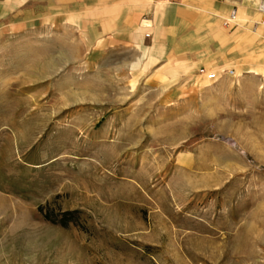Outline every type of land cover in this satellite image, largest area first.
<instances>
[{
    "label": "rangeland",
    "instance_id": "obj_1",
    "mask_svg": "<svg viewBox=\"0 0 264 264\" xmlns=\"http://www.w3.org/2000/svg\"><path fill=\"white\" fill-rule=\"evenodd\" d=\"M259 1L0 0V264H261Z\"/></svg>",
    "mask_w": 264,
    "mask_h": 264
},
{
    "label": "crops",
    "instance_id": "obj_2",
    "mask_svg": "<svg viewBox=\"0 0 264 264\" xmlns=\"http://www.w3.org/2000/svg\"><path fill=\"white\" fill-rule=\"evenodd\" d=\"M213 9H215L216 10V12L217 13H220L221 11V9L220 8H214V7H212ZM234 14V13H233ZM257 14H258V16H260L261 17V15H260V13L259 12H257ZM151 17H152V21H153V15H151ZM219 17L220 16H216V18H215V20L214 21H217L218 19H219ZM174 18V17H173ZM172 17L171 18H167V20H165L164 22H163V24H162V26L161 27H159V29H158V31H162L163 29H164V31H165V35L164 36H162V35H160L157 39H156V44L157 45H160V46H163V48H164V54H163V57H161L160 59H159V61H161V60H166V59H169V58H171L172 56H175V55H173V54H177V52H179V54H184V55H186L188 52H187V47H186V45H187V39H185V40H181L180 38H176L175 36H172V35H170V33L169 34H167V30H168V27H166V26H168V24H170V23H173V24H177L176 22H178V23H181V22H185V20H181V19H178V20H172L173 19ZM176 21V22H175ZM188 22V21H187ZM118 24L119 23H117V26H118ZM185 24V23H184ZM176 26V25H175ZM175 26H173V27H175ZM157 28L156 27H154V30H156ZM174 30H175V28H173ZM116 36H117V38H121V37H119L121 34H123V23L121 22L120 24H119V26L117 27V30H116ZM108 34V33H107ZM263 34V32L261 31V32H259V34H257L256 35V37L255 38H258L259 36L261 37V35ZM106 35V34H105ZM154 35H155V32L153 31L152 33H151V35L149 36V38H147V39H150V37H152V39H151V42H150V45L149 46H152L153 45V40H154ZM264 37V36H263ZM263 37H261V38H263ZM260 38V39H261ZM141 43H143V41L141 40ZM218 43V42H217ZM264 46V45H263ZM186 49H185V48ZM219 64H223L224 63V61L223 60H219Z\"/></svg>",
    "mask_w": 264,
    "mask_h": 264
},
{
    "label": "bare ground",
    "instance_id": "obj_3",
    "mask_svg": "<svg viewBox=\"0 0 264 264\" xmlns=\"http://www.w3.org/2000/svg\"><path fill=\"white\" fill-rule=\"evenodd\" d=\"M258 6H259V2H258ZM258 6H257V9H258ZM150 8H152V10H153V13H154V19H155V21H156V23L157 24H159V21H160V19H161V16H163V15H165V12L162 10V8H160V5L158 6V4H153L152 6H150ZM212 8V7H211ZM219 14V13H218ZM232 17H233V14H232ZM236 18V17H235ZM228 21H230V22H234L235 21V19H230V17L228 18ZM258 23L260 24V30H262L263 32H264V26L261 24V19H259L258 20ZM157 27H159L158 25H156ZM215 29V28H214ZM148 30H150V31H154L155 32V35H154V39H157V36H158V30H153V29H148ZM218 39H222L223 37L221 36V35H215ZM139 37V33L136 35V39H139L138 38ZM264 38V37H263ZM140 50H141V52H142V54H143V56H145V57H149V62H151V60H152V57H151V54L153 53L152 52V49H149V48H147V47H141V48H139ZM170 75H172L171 73H170Z\"/></svg>",
    "mask_w": 264,
    "mask_h": 264
},
{
    "label": "built area",
    "instance_id": "obj_4",
    "mask_svg": "<svg viewBox=\"0 0 264 264\" xmlns=\"http://www.w3.org/2000/svg\"><path fill=\"white\" fill-rule=\"evenodd\" d=\"M174 1V0H172ZM258 12L260 13L261 15V24L264 26V0H260L259 1V6H258ZM228 24V22H225L224 23V26H226ZM150 34H145V38H149ZM199 73L200 74H203L204 73V69H200L199 70ZM226 76L227 77H233L234 76V70L232 69H228L226 71ZM212 77V76H211ZM261 264H264V256L261 258Z\"/></svg>",
    "mask_w": 264,
    "mask_h": 264
},
{
    "label": "trees",
    "instance_id": "obj_5",
    "mask_svg": "<svg viewBox=\"0 0 264 264\" xmlns=\"http://www.w3.org/2000/svg\"><path fill=\"white\" fill-rule=\"evenodd\" d=\"M75 215V212H64L61 214V218L57 221L62 227H66L69 222L74 221L72 218ZM46 219H50L48 215H45ZM55 222V220H53Z\"/></svg>",
    "mask_w": 264,
    "mask_h": 264
}]
</instances>
